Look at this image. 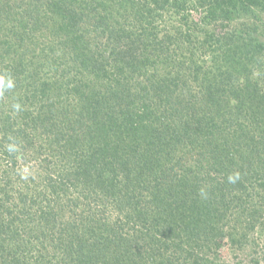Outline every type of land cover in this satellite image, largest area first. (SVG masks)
Listing matches in <instances>:
<instances>
[{
    "label": "trees",
    "instance_id": "obj_1",
    "mask_svg": "<svg viewBox=\"0 0 264 264\" xmlns=\"http://www.w3.org/2000/svg\"><path fill=\"white\" fill-rule=\"evenodd\" d=\"M259 242L264 0H0V264Z\"/></svg>",
    "mask_w": 264,
    "mask_h": 264
},
{
    "label": "rangeland",
    "instance_id": "obj_2",
    "mask_svg": "<svg viewBox=\"0 0 264 264\" xmlns=\"http://www.w3.org/2000/svg\"><path fill=\"white\" fill-rule=\"evenodd\" d=\"M240 253L232 254L227 246L220 250L221 260L227 264H264V245L254 248L252 243ZM256 262V263H255Z\"/></svg>",
    "mask_w": 264,
    "mask_h": 264
}]
</instances>
